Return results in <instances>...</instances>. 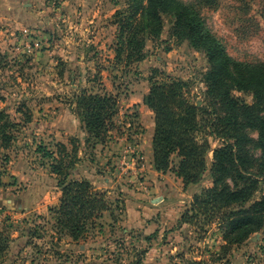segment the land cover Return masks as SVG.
<instances>
[{"label":"rangeland","instance_id":"rangeland-1","mask_svg":"<svg viewBox=\"0 0 264 264\" xmlns=\"http://www.w3.org/2000/svg\"><path fill=\"white\" fill-rule=\"evenodd\" d=\"M184 1L200 10L234 58L264 61V0ZM127 2L0 0V16L11 13L24 22L0 33L10 39L0 49L7 56L0 69V109L14 122L11 143L5 147L0 139V229L7 243L0 264H264V230L224 251L222 214L193 210L195 195L213 185L217 137L209 138L212 150L200 183L179 181L175 154L168 170L153 167L154 113L143 103L148 78L159 68L184 80L187 97L202 106L209 65L188 41L170 36L169 20L160 38L147 40L143 60L127 64L126 54L117 60L115 14ZM14 44L16 52L9 49ZM82 89L119 100L115 127L104 141H86L75 103ZM236 94L253 101L251 94ZM251 135L257 138L256 131ZM73 140L80 158L73 176L90 180L109 207L78 239L57 225L52 209L62 191L51 171L54 159L45 155L46 149L61 157L66 151L59 144L70 151Z\"/></svg>","mask_w":264,"mask_h":264},{"label":"trees","instance_id":"trees-1","mask_svg":"<svg viewBox=\"0 0 264 264\" xmlns=\"http://www.w3.org/2000/svg\"><path fill=\"white\" fill-rule=\"evenodd\" d=\"M127 1L128 7L115 14L119 32L117 60L123 54L127 64L143 60L147 40L162 36L166 20L171 23V37L178 42L188 41L207 59L204 105L198 106L187 97L184 80L159 68L153 69L148 78L150 89L143 103L154 113L153 167L166 171L171 155H177L180 159L174 172L184 185L200 183L205 178L207 156L212 150L210 136L221 141L213 149L210 168L213 185L195 195L193 210L196 214L208 211L222 214L226 251L227 246L242 244L264 230V187L261 197L253 200L261 185L264 186V61L234 58L194 4L184 0ZM6 64L7 56L0 50V69ZM236 92L251 94L252 103ZM75 103L88 133L86 141H104L115 127L118 98L82 89ZM13 125L9 113L0 109V139L5 147L13 139L8 131ZM251 131L257 132V138ZM59 145L66 151L59 158L45 149V155L54 159L51 171L57 175V185L62 191L60 204L52 211L57 216V225L78 239L109 207L104 193L97 191L90 180L73 176L75 162L80 159L79 146L74 140L70 151L65 143ZM252 147L259 150L258 156ZM4 234L0 229V254L7 248ZM189 263L206 264V261Z\"/></svg>","mask_w":264,"mask_h":264},{"label":"crops","instance_id":"crops-1","mask_svg":"<svg viewBox=\"0 0 264 264\" xmlns=\"http://www.w3.org/2000/svg\"><path fill=\"white\" fill-rule=\"evenodd\" d=\"M11 14V13H10ZM5 15V13H3V11H2V14H1V16H0V26L2 27V28H4L5 26H7V28L5 29V30H3V29H1L0 28V33H3V31H6V32H8V30L12 27H15L16 29H19L20 27H23L24 26V22H23V19L19 16V17H14V16H12V15ZM4 38L5 37H2L1 36V34H0V49H2L3 51H4V49H5V45L4 44H7V41H10V39H9V35H7L6 34V40H4ZM12 40V39H11ZM14 41V40H13ZM12 41V43H14ZM9 46L11 45V44H8ZM16 44H14V46H15ZM28 47L29 48H31V46L30 45H28ZM27 47V48H28ZM10 50H12V51H14L15 50V52L16 51H18V47L17 46H15V47H12V48H9ZM23 49H25V48H23ZM23 51V50H22ZM8 53H9V50H8ZM139 103V102H138ZM150 147H151V145H150ZM152 151V150H151ZM151 165V164H150ZM152 166V165H151ZM179 179V181H181V183H182V180L180 179V178H178ZM57 195L59 196V193L57 192ZM18 208H19V210H22V206L21 205H19L18 206Z\"/></svg>","mask_w":264,"mask_h":264},{"label":"water","instance_id":"water-1","mask_svg":"<svg viewBox=\"0 0 264 264\" xmlns=\"http://www.w3.org/2000/svg\"><path fill=\"white\" fill-rule=\"evenodd\" d=\"M255 238H253V240H254Z\"/></svg>","mask_w":264,"mask_h":264}]
</instances>
